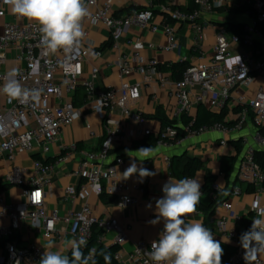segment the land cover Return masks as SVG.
<instances>
[{"label": "built area", "instance_id": "2783aa9c", "mask_svg": "<svg viewBox=\"0 0 264 264\" xmlns=\"http://www.w3.org/2000/svg\"><path fill=\"white\" fill-rule=\"evenodd\" d=\"M113 1L106 0L100 4L99 0H85L91 18H86L83 22L85 37L78 54L70 61L72 67L67 69L64 64L69 61L63 52L54 56L45 54L40 45L39 26L34 22L22 25L8 23L0 37V87L8 73L4 71V66L9 61V52L14 51L16 59L21 62L15 69L20 73L18 79L22 85L29 89H42L39 103L9 102L7 96L0 93V183L20 187L24 198V202L20 204L11 202L6 198L4 190L0 189V264H34L40 260L44 248L22 242L24 227L34 231L41 229L46 239L57 237L63 240L69 235L74 240L83 236L88 242L94 229L102 231L101 238L106 233L114 232L115 244L120 247L116 259L123 264L122 247L128 240L127 227L116 217L97 216L89 203V197L91 194L100 196L106 193L117 197L119 205L123 203L124 208L140 204L136 191L144 192L145 188L126 183L120 175L123 158L115 157L114 161L111 158L115 146L125 142L130 136L123 118L131 120L139 135L148 137L154 134L149 119L134 111L131 103L140 98L143 84L155 77L160 78L163 86L170 87V94L177 99L176 116L180 119L184 114L192 117L187 123H170L162 127L155 134L158 137L157 146L179 147L186 139L204 132L220 134V144L226 146L232 136L241 133L248 123L256 128L254 140L264 146V29L259 25L264 23V0H254L246 9L250 21L244 24L242 33L231 34L226 26L219 27L213 52L209 57L205 55L204 45L207 29L212 24L204 19V15L213 8L225 6L229 0H222L219 7L213 0H195L198 8L193 11L164 4L161 6V23L156 22L151 8L117 17ZM5 6L3 0H0V15L4 13ZM172 22L187 24L191 28L195 48L201 59L200 62L189 64L181 79L165 77L159 71L160 63L157 58L143 57L145 43L141 37L130 41L133 49L131 55L122 57L118 62L120 76L123 78L118 86L98 88L93 81L100 73L98 67L92 69L91 78H85L84 60L91 53L102 55V51L89 42L90 29L86 27L88 23L105 24L112 31L114 40L131 26L148 28L163 35L164 50L174 51L179 48L180 43L177 28ZM234 46H238L241 51L234 53ZM116 47L115 41L114 48ZM238 55L242 58L240 64ZM145 65L148 66L149 73L145 71ZM135 70L143 73L144 79L130 83L126 77ZM82 85L93 109L102 110L100 113L105 140L98 151L80 155L74 173L85 181L79 186H68L65 201L74 202L77 198H82L83 204L79 209H70L62 216L58 209L49 210L46 207V190L52 185L56 168L72 161L79 148L77 143H73L66 146L60 155L52 159L49 156L64 129L77 120L79 110L73 100H65L59 104L52 103V99H64L66 93L72 95ZM201 104L211 110L224 112L223 121L195 127L192 113ZM180 131L184 133L183 136H179ZM254 151V146L246 145L236 165V179L246 185V188L234 186L229 197L221 204L223 216L211 221L217 232L226 240L229 239L228 243L236 248L234 255L222 264H245L244 249L235 227L244 214L236 212L235 198L244 194L253 196L246 212L247 215H252V221L256 216L253 205L264 207V171L255 160ZM170 164L171 160L168 159V165ZM148 170L156 173L150 167ZM153 177L145 178L150 181ZM213 188L221 190L224 186L217 180ZM201 192L204 196L205 192ZM211 196L216 197L214 194ZM60 222L64 223V227L57 230ZM91 250L95 252L94 248ZM150 250L151 242L141 240L127 255V259L135 264H153L147 255ZM255 264H264V254L258 257Z\"/></svg>", "mask_w": 264, "mask_h": 264}, {"label": "crops", "instance_id": "0c3cea01", "mask_svg": "<svg viewBox=\"0 0 264 264\" xmlns=\"http://www.w3.org/2000/svg\"><path fill=\"white\" fill-rule=\"evenodd\" d=\"M104 1L106 0H99L100 4ZM164 1L159 0V2L154 3L153 0H114L113 4L117 17L129 15L140 9L151 8L155 13V20L157 23L163 21V13L161 12L162 5L171 4L173 7L179 9L187 5V0ZM213 2H217V0H213ZM253 2L254 0H229L225 6L213 8L211 12L204 15V19L212 24L206 32L204 45L206 56H211L213 52L219 27L226 26L229 23L245 24L250 21L249 16L246 14L245 7L250 6ZM27 22L30 21L14 15L11 12L10 6L6 5L4 13L0 15V37L3 35L6 24L16 23L22 25ZM172 23L177 28L180 43L179 48L174 51L164 50L163 35L161 33H154L148 28L141 29L138 26H131L128 28L127 32L122 34L117 40H114L112 31L105 24L99 23L94 25L88 23L86 27L90 29L89 42L96 49L101 50L102 55L96 56L94 53H91L89 57L84 60L83 70L85 78H91L92 69L98 67L100 73L93 80L98 88L118 86L123 79L120 76L118 62L122 57L131 55L133 49L130 41L137 37H141L145 43V48L142 51L143 57L145 59L157 58L160 63L159 71L163 73L165 77L172 78L173 80L181 79L182 74L173 71L174 64L188 62L189 65L200 62L201 59L199 58V52H197L195 48L194 32L191 28L187 24ZM115 41L117 42L116 48H114ZM233 51L237 54L241 49L238 46H234ZM20 65L21 62L16 59L15 52L10 51L9 61L4 66V71L9 72ZM145 71L149 73V68L146 65ZM143 79L144 74L137 70L126 77V80L130 83L140 82L143 81ZM65 100H73L79 110V116L73 125L64 129L61 138L54 143L52 154L49 158L52 159L54 156L60 155L66 146L73 143H77L79 150L78 153L74 155L72 161L56 168L52 185L46 190V207L49 210L58 209L62 216H65L70 209H79L83 204L82 198H77L74 202L65 201L66 188L70 185L79 186L85 181L74 173V170L78 167V160L81 158L80 155L88 151H98L105 140L102 115L100 112L93 109L92 105L89 103L85 87L83 85L80 86L72 95L66 93L64 99L53 98L52 103L62 104ZM177 107L178 101L170 94V87L163 86L159 77H155L150 82L144 83L140 98L131 103V108L134 111L142 113L149 119L150 126L154 131V134L150 136H154L160 131L162 128V118H166L176 125H181L182 118L180 119L176 116ZM206 107L208 108V106ZM197 109L198 106L194 109L192 116L196 115ZM212 111L220 112L217 110ZM123 120L126 127L130 130V136L127 137L125 142L115 146L111 161H114L115 157L123 158L124 162L120 166V175L122 179L132 186H143L145 188L144 192L136 191V194L140 197V204L133 208L120 209L118 207L119 201L117 197L111 196L113 198L112 201L104 202L102 196L96 194L90 195L89 203L97 216L101 218L116 217L127 227L128 240L122 247V254L124 257L123 264H135L133 261L127 259V255L134 250L136 243L141 240L152 243L154 240L159 239V234L163 230V220L155 225L150 224L149 221L156 218L155 202L163 196V185L169 178L177 179L173 177L170 172L168 159L171 160L173 156L183 154H186L188 157L200 158L203 162L202 167L198 175L193 178H199L202 190L205 178L213 174L218 175V181L222 186L226 185L224 176L220 175V168L224 156L236 154V146L233 143L234 140L242 139L244 145L243 149L246 148V145H252L255 149L264 150V146L254 140L256 128L248 123L241 133L232 136L229 144L226 146L220 144V134L204 132L186 139L179 147L165 148L156 145L152 148L149 159L143 160L144 157L140 156L137 151L141 148H149L143 146L144 140L146 141L149 136L139 135L129 118L125 117ZM136 157H139L141 161L136 159ZM133 162L136 163L137 168L143 167L148 169V167H150L156 170L153 179L148 181L145 177L141 178L138 173L124 179L123 172L126 171ZM235 174L236 167L231 178L232 181L237 180ZM235 186H240L243 189L246 188V185L238 180ZM0 188H2L1 185ZM2 189L9 201L19 204L24 202V198L21 194L22 189L20 187L5 186ZM201 200L204 202L208 201L206 194L201 197ZM252 200L253 196L251 194H244L235 198L236 212L247 215L246 212H248ZM149 204H151V208L147 207ZM223 214L224 210L220 205L211 218H206L203 212H196L188 219H195L203 222L206 227L211 229L215 239L223 241V239H226L217 232L214 222L211 223L213 219H217L223 216ZM63 227L64 223L60 222L57 226V230ZM22 236V242L25 245L37 244L42 246L45 251L48 244L51 243L53 245V250H59L67 255L70 254V243L74 240L69 235H66L63 240L57 237L46 239L41 229L39 231H34L25 227ZM101 242L107 246L114 245L115 233H106L101 238ZM39 261L34 264H39Z\"/></svg>", "mask_w": 264, "mask_h": 264}, {"label": "clouds", "instance_id": "9594fccd", "mask_svg": "<svg viewBox=\"0 0 264 264\" xmlns=\"http://www.w3.org/2000/svg\"><path fill=\"white\" fill-rule=\"evenodd\" d=\"M3 2L10 6L14 15L39 26L40 45L46 55L54 56L63 52L69 61L64 67L66 69L72 67L70 61L78 54L85 37L83 22L86 18H91L85 0H3ZM221 5L222 0H217V6ZM238 58L240 64L242 58L239 55ZM19 76L17 69L10 70L0 87V93L6 95L9 102L39 103L42 89L24 87L18 79ZM100 111L102 110L97 112ZM137 152L146 160L149 159L152 148H141ZM136 159L140 160L139 157ZM136 173L141 178L156 174L143 167L137 168L133 162L123 172L124 179ZM162 192L163 196L155 202L156 218L149 221L155 225L163 220V230L159 234V239L151 243V250L147 253L153 264H222L224 249L221 241L214 239L211 229L203 222L188 219L191 214L196 213L202 196L199 178H169L163 185ZM118 207L123 209L125 205L122 203ZM147 207L151 208V204ZM253 211L256 216L250 229L243 232L239 238L244 249L245 264H255L258 257L264 254V207L254 204ZM223 242L230 241L223 239ZM87 245L88 241L83 236L72 240L69 256L59 250H53V245L49 243L39 264H98L93 255L94 250H89L87 255L82 250ZM100 255L103 256L105 264H110V253L101 252Z\"/></svg>", "mask_w": 264, "mask_h": 264}, {"label": "trees", "instance_id": "16d2710c", "mask_svg": "<svg viewBox=\"0 0 264 264\" xmlns=\"http://www.w3.org/2000/svg\"><path fill=\"white\" fill-rule=\"evenodd\" d=\"M164 1V0H160ZM154 3L159 2V0H153ZM165 2V1H164ZM198 8L197 3L195 0H187V5L182 6L181 9L185 11H193ZM249 6H246L245 9H248ZM261 27L264 29V23H260ZM229 32L231 34L242 33L244 24H234L229 23L226 25ZM188 67V62H183L182 64H174L173 71H177L180 74H183L185 69ZM195 118V127L199 128L205 125H212L216 122H222L224 118V112H214L208 109L205 105H199L196 115L193 116ZM192 119L191 116L184 114L182 116V122L187 123ZM162 127L170 124L171 122L166 119L162 118ZM264 135V130H262ZM184 133L180 131L179 136H183ZM158 137L157 136H149L147 140H144L143 146L154 148L157 145ZM233 143L236 146V154L230 156H224L222 158L221 163V173L225 178V186L221 190H215L213 188L214 183L218 180V175H209L205 178L204 185L202 186V190L205 192L208 201L204 202L200 199V203L197 206L198 212H203L206 218H211L216 209L223 203L225 199L229 197L230 191L236 185L237 180L232 181L231 178L235 171V167L239 160V156L243 151L244 145L242 139L234 140ZM254 158L255 160L261 165L262 170L264 171V150L255 149L254 151ZM202 160L198 157H188L186 154L183 155H176L171 158L170 164V172L173 177L177 179L185 178V177H196L202 167ZM233 182V183H232ZM233 184V186H232ZM1 187L4 188L5 185L0 183ZM231 185V187H230ZM1 189V188H0ZM211 194H214L216 197L213 198ZM102 200L104 202L112 201V197L108 196V194L103 193ZM252 224V215H244L241 220L237 221L236 223V231L238 237L240 238L241 234L250 229ZM101 230L94 229L91 238L89 239L88 245L85 249H82L85 254L89 253V250L92 248L95 249L93 253L95 259L97 260L98 264H105L104 258L100 255L101 252L110 253L111 259L110 264H121L116 259V254L119 251L120 247L117 244L107 246L101 242ZM215 239V238H214ZM219 240V239H216ZM221 241V240H220ZM222 247L224 249V254L222 256V263L228 261L236 252L235 246L230 243H224L221 241ZM71 255V252L69 256Z\"/></svg>", "mask_w": 264, "mask_h": 264}, {"label": "snow or ice", "instance_id": "6c2138e0", "mask_svg": "<svg viewBox=\"0 0 264 264\" xmlns=\"http://www.w3.org/2000/svg\"><path fill=\"white\" fill-rule=\"evenodd\" d=\"M37 196L39 195V194H36Z\"/></svg>", "mask_w": 264, "mask_h": 264}, {"label": "water", "instance_id": "95a60500", "mask_svg": "<svg viewBox=\"0 0 264 264\" xmlns=\"http://www.w3.org/2000/svg\"><path fill=\"white\" fill-rule=\"evenodd\" d=\"M226 200V199H225Z\"/></svg>", "mask_w": 264, "mask_h": 264}]
</instances>
